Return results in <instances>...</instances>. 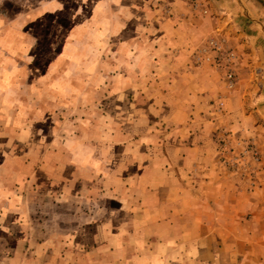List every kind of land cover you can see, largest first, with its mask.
I'll use <instances>...</instances> for the list:
<instances>
[{"label": "crops", "instance_id": "crops-1", "mask_svg": "<svg viewBox=\"0 0 264 264\" xmlns=\"http://www.w3.org/2000/svg\"><path fill=\"white\" fill-rule=\"evenodd\" d=\"M188 16L176 13L171 31L196 46L203 21ZM186 43L167 45L177 58L165 98L184 120L164 153L150 137L64 148L23 112L0 116V264H264V169L230 172L202 140L199 100L213 80L187 60ZM125 144L135 149L127 158Z\"/></svg>", "mask_w": 264, "mask_h": 264}, {"label": "rangeland", "instance_id": "rangeland-1", "mask_svg": "<svg viewBox=\"0 0 264 264\" xmlns=\"http://www.w3.org/2000/svg\"><path fill=\"white\" fill-rule=\"evenodd\" d=\"M165 1L0 0V116L23 112L64 148L72 139H99L111 151L150 137L164 153L170 128L184 120L165 98L167 63L177 58L167 45L186 40L187 60L199 56L213 80L199 100L201 139L223 168L253 177L264 169V0ZM176 13L203 21L196 46L191 35L172 34L181 23ZM133 150L125 144L119 156Z\"/></svg>", "mask_w": 264, "mask_h": 264}, {"label": "built area", "instance_id": "built-area-1", "mask_svg": "<svg viewBox=\"0 0 264 264\" xmlns=\"http://www.w3.org/2000/svg\"><path fill=\"white\" fill-rule=\"evenodd\" d=\"M208 47L211 49V50H217L219 51L222 47V45L214 40V39H210L209 42H208ZM201 59L199 58V56L197 57V62H199ZM236 83V79L234 77V75L232 73L228 74L227 76V84L230 88H232Z\"/></svg>", "mask_w": 264, "mask_h": 264}]
</instances>
